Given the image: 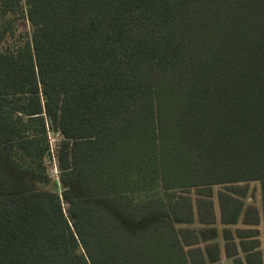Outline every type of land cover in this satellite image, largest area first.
Listing matches in <instances>:
<instances>
[{"label":"trees","instance_id":"obj_1","mask_svg":"<svg viewBox=\"0 0 264 264\" xmlns=\"http://www.w3.org/2000/svg\"><path fill=\"white\" fill-rule=\"evenodd\" d=\"M254 181L264 0H0V264H263Z\"/></svg>","mask_w":264,"mask_h":264},{"label":"rangeland","instance_id":"obj_2","mask_svg":"<svg viewBox=\"0 0 264 264\" xmlns=\"http://www.w3.org/2000/svg\"><path fill=\"white\" fill-rule=\"evenodd\" d=\"M48 167H49V172H50L51 176L56 178L55 163L51 162ZM246 186L248 187V193L246 194L245 197H243L244 210L247 211L248 207H250V206L256 207L258 209L259 214H260V223L257 226H255V225H244L242 223V220H240L238 222V224L230 226V229L232 231H234L236 228H249L250 227V228L255 229L257 231L256 232V234H257L256 240H258V241L260 240L261 248H262L261 251L263 250V252H264V218H263V210H262V198H261L260 183L258 181H254V182L247 183ZM220 190H222V187H220V186H213L212 187V200L214 202V210H215V214L217 217L216 226L219 230V237L217 239L221 245H224L225 242L221 236V231L223 229V225H221L219 223L220 209H219L218 199H217V194ZM191 196L194 198L196 195L194 193H191ZM191 227L196 228V230H198V228L202 227V224L195 223V225H193ZM260 242H259V244H260ZM225 264H227V263H225Z\"/></svg>","mask_w":264,"mask_h":264},{"label":"crops","instance_id":"obj_3","mask_svg":"<svg viewBox=\"0 0 264 264\" xmlns=\"http://www.w3.org/2000/svg\"><path fill=\"white\" fill-rule=\"evenodd\" d=\"M258 242H260V240H259ZM258 249H259L260 251H261V249H262V248H261V242H260V245H259ZM261 252H262V262H263V264H264V252H263V250H262ZM219 263H220V264H225V263H227V264H234V263H233V258L226 256V255L224 254L222 248H221V254H220V260H219Z\"/></svg>","mask_w":264,"mask_h":264}]
</instances>
